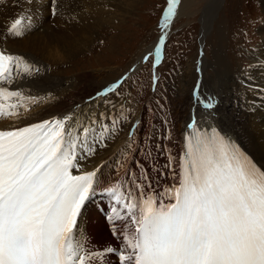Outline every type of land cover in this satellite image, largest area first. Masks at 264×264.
Wrapping results in <instances>:
<instances>
[{
	"label": "snow or ice",
	"instance_id": "obj_1",
	"mask_svg": "<svg viewBox=\"0 0 264 264\" xmlns=\"http://www.w3.org/2000/svg\"><path fill=\"white\" fill-rule=\"evenodd\" d=\"M179 4L167 0L164 27ZM25 19H15L8 33L23 35ZM23 60L0 51V85L13 83ZM30 68L24 62L23 71ZM13 97L36 102L0 86V101ZM21 106L27 113V104L0 102V117L19 119ZM206 107H213L211 98ZM114 131L83 126L71 114L0 129V264H96L106 253L118 254L120 264H264V170L219 134L186 137L179 173L171 155L165 165L178 182L160 192L145 191L147 175L134 187L118 182L105 189L116 201L109 219L121 244L89 250L78 217L96 190L99 169L83 171L80 162Z\"/></svg>",
	"mask_w": 264,
	"mask_h": 264
},
{
	"label": "rangeland",
	"instance_id": "obj_2",
	"mask_svg": "<svg viewBox=\"0 0 264 264\" xmlns=\"http://www.w3.org/2000/svg\"><path fill=\"white\" fill-rule=\"evenodd\" d=\"M65 1L69 3L70 6H73L78 0ZM182 1L184 2V0ZM182 1L180 0L176 14L172 17V20H175L173 21L171 32H168L169 30L167 28L165 29V31L167 30L168 32L165 55L161 64L157 67V70H155L156 68H154V65L151 63L150 55L147 60L144 59L143 63L142 61L145 52L147 50L150 51L151 45L154 44L153 42L160 34L157 28H161L162 18L160 12L161 9L167 5L166 0H133L130 1L129 5H127L129 2L127 0H117L119 6L117 10L112 11L106 16L101 15L95 18L96 26L93 32L86 29L84 24L76 16V9H78L82 15L94 14L97 9L102 7L109 9V6L105 5V0L104 2L100 0H80L76 8L65 7L61 10H59L57 6V4L61 2L55 1L57 9L56 15H52L51 6V10H48L50 11L48 13L49 16L44 22L51 31L45 34L47 36L46 40L48 41L52 36L56 35L57 29L60 28L63 38L66 40L70 38L69 36H76L73 47L78 48V50L75 51L77 52L76 54L67 57L66 62L62 61L61 64L58 63L56 65L52 63V67H49L48 64L46 65V63H43V70H40V65L37 73H42L43 71L45 73L51 72L56 74V72L58 73L62 70V72L64 71V73H62L63 77L66 76L65 78H67L66 81L79 82L81 87L92 89L96 84L100 87L101 83L97 81L104 76L113 78V81H111L112 83L120 79V76L124 73L133 71L122 83H126L128 93L129 90L132 89L139 93L142 96L141 100L151 95L152 90L150 88L151 83L149 84V77L155 73L159 77L158 82L161 81V83L156 90L159 100L158 102L157 100H152V106L157 113L156 117H159V121L161 122V126L158 127L157 132V139L160 140V135L167 131V127L178 128L179 124H177L176 121L184 116L181 103L184 104V101H186L184 96L186 95L185 91L187 87L185 86L190 82V78L192 77L191 71L198 67L199 62L204 56L202 54L198 59L195 68V62L201 47L199 41L200 33L201 38L204 39V57L207 59L205 60L207 66L204 70V74L208 79L212 77L213 81L218 80L216 78L214 80L213 76L217 75V71L219 70L221 71L220 73H226V71L230 72L231 76L234 72L240 73L249 65L250 61H252L250 64L255 63V61L258 62L255 60V55L262 59L261 54H263L264 51V34L262 33L264 29V0H222L220 2V7L214 12L211 26L206 30V34L204 35L205 38L202 35L204 26L203 18L210 0H191V2L183 8L181 7ZM214 3H216V1ZM13 4H15V0H3L0 3V22L5 21V24L2 26L4 31H7L10 20L14 21L17 19L16 15L19 13V6ZM215 7L216 6H212L211 10L213 11ZM105 19L109 22L108 24H104ZM258 47H260V49ZM65 53L67 55L69 54L67 50H65ZM139 60H141L142 65ZM50 62L52 61L50 60ZM32 73L33 72H31V74ZM135 73L139 76L141 88H139V86L133 87L134 83L131 81V78ZM136 83L139 84L138 79H136ZM232 83H230L226 89L228 92H226L225 96L227 102L233 99L236 101L237 99H243L241 92L240 96L234 95V92L242 88L237 89L239 84L236 81L233 80ZM203 84L204 83H202L201 86L202 88H204ZM63 85H66V83ZM63 85L60 88H64ZM194 87L195 86L192 85L191 88L193 89ZM191 91L193 90L188 89L187 92L190 94ZM80 92V90L76 91L71 89L69 91L70 94H66V98L69 100H76L77 94ZM120 92L125 94L126 89ZM132 92L134 93V91ZM137 93L134 94L135 97L140 98V95ZM22 94L24 97H27L24 93ZM70 95L71 98H69ZM94 95L95 94H93V96ZM113 96L111 104L119 103V105H121L123 103L125 108L132 107V104L128 105V103L126 104V102H123L122 99L126 97H120L117 96V94ZM98 98L103 100L101 97H97L95 100L100 101ZM89 99L90 98H88V100ZM88 100L86 99L87 102H91V100ZM98 101H94V104ZM160 102L165 104L166 107L162 108ZM98 103L97 105L99 107L102 106L101 101ZM106 103L107 101H104L103 105L105 106ZM47 104L48 102H46V100L44 102L39 101V104L35 105L29 111V115H31V113L39 114L50 109ZM135 104L136 109H139L141 104ZM50 105L52 108L55 107L53 104ZM115 106L113 105V107ZM163 109H167V111L163 112L162 116L160 113ZM123 114V110L118 106L112 113L106 114V119L101 122L107 124L110 129L114 128L117 132L122 131L124 139L125 136H127L125 130L130 127L128 123L130 122L132 114H129L124 121L122 118ZM115 119L117 121H114ZM134 121H136V118L133 122ZM150 126L151 125H148L147 128L150 129ZM172 128L165 139H168ZM149 129H146V132H148ZM143 130L144 127H141L140 131ZM112 140L113 137L110 142H112ZM163 140L164 139L161 140V148ZM136 142L139 144L133 151L136 153L141 152V156H143L142 151L145 149V147L142 146L143 142L141 140H136ZM126 143H128V140ZM106 146H108V144H106ZM122 149H124V146L116 149L115 153L113 151L107 152L105 157L106 161H108L107 165H110L111 168L117 162L119 158L118 154L121 153ZM158 152L159 151L154 150L153 155H157ZM162 166L163 163H161L159 172L154 176L155 179L161 176L160 173L167 174L163 171ZM107 172V170H104V175H107ZM167 172L171 171L168 169ZM163 187L164 186H162L161 190H163ZM100 225H102V221L97 222L95 225L98 231L96 236V241L98 243H102L100 242L102 236H109L106 230V224L103 228H100Z\"/></svg>",
	"mask_w": 264,
	"mask_h": 264
},
{
	"label": "bare ground",
	"instance_id": "obj_3",
	"mask_svg": "<svg viewBox=\"0 0 264 264\" xmlns=\"http://www.w3.org/2000/svg\"><path fill=\"white\" fill-rule=\"evenodd\" d=\"M55 1L61 2L60 4H57L59 10L64 9L65 7L76 8L80 2V0H78L76 4L70 6V4L67 3L65 0ZM100 1L104 2V0ZM127 1H129L127 3V5H129L130 1L133 0ZM215 1L216 3H214ZM221 1L222 0H210L208 2L206 7L207 11L205 10L206 13L203 18V37L206 34V30L211 26L214 12L220 7ZM20 2L22 3L21 0H19V4ZM190 2L191 0H184V2L181 3V7H186V5ZM105 5L109 6V9L102 7L100 9H97L96 13L88 15H82L78 11V9H76V16L84 24L86 29H88L90 32H93L96 26L95 18L97 16H106L112 11L117 10V8L119 7L117 0H105ZM22 6L24 5L22 4ZM51 6L52 0H34L32 4L24 6L28 11L37 13L36 16L38 19L36 27L39 25L40 26L37 29L35 27L33 30H30L29 27H26V29L30 30V32L26 33L20 38H14L9 33H7V31H4L2 26L5 24V21L0 22V46H2L8 54L21 56L24 58V60L21 62L20 69L24 68V62H27V64L31 65L30 69L35 70L36 68H39V64L43 66V63H46V65L48 64L49 67L52 65V63H55L56 65L58 63L61 64L62 61L66 62L67 57L73 56L77 53L75 51H77L78 48L73 47V44L76 41V36H69L70 38L66 40L65 38H63L60 28L57 29L56 35L52 36V38H50L48 41L46 40L47 36L45 34H48L51 31L44 22L45 19H47L49 16L48 13L50 11L48 10H51ZM212 6H216L213 11L211 10ZM16 17L21 18L26 16L22 12H19ZM26 18L27 19L23 20L22 23L28 26L31 25V18ZM108 23L109 22L107 21V19H105L104 24ZM164 33L167 38V30ZM262 33L264 34V29ZM155 49L156 45L154 43L151 45L150 51L156 52ZM65 50L68 51V55L65 53ZM261 56L264 60V51ZM50 60L52 62H50ZM205 60L207 59L203 56V58L199 62L198 67L195 70L191 71L192 77L190 76V82H188L187 86H185L187 87V90L185 88L186 95L184 96V98H186V101H184V104L181 103V107H183L182 113H184V116L180 117L179 120L177 119V121L175 120L177 124H179L178 128H172L168 139L163 138V159L161 160L163 163L162 169L167 174L164 178L159 176L156 179V191L161 190L162 186L172 185L178 182L177 179L173 178L171 172H167L168 168H165V165L168 164V157L169 155H171L175 160L172 165V169H175L178 173V162L180 154L179 152L184 139L189 135L190 130L187 128V124L190 121L191 115L195 111L194 99L197 95H193V93L204 92L207 94V99L211 98V101L213 103V107L209 108L208 110L201 111L199 117L193 114L195 119V125L200 128L206 129L212 127L218 128L230 138L238 141L243 147V149L251 155V157L260 165V167L264 168V99L261 98L262 93L256 96V94L259 92L258 89L256 93H254L253 90L246 89L248 94H246L245 97L243 95V99H240L238 101L233 100L232 103L229 104V102L226 101L225 96L227 92V86H229L230 83H232V81L234 80L233 75L231 76L230 72L227 71L226 73H220L221 71L219 70L217 71L218 74L213 76L214 80L215 78L218 79L217 81H213L212 77H210L209 79L208 77L206 78L204 74V70L207 66ZM139 62L142 65L144 61H142L141 63V60H139ZM157 67L158 65L155 66V70L158 69ZM62 73H64V71L62 72V70L58 73L56 72V74H53L51 72L45 73L42 71V73L33 72L32 74L30 73L29 76H26L25 73L20 72V76L15 78L11 85H0L7 86L12 91L19 90L21 93H24L27 97L36 98L35 103H32L31 101L29 102V110L27 113L24 112V109L22 110V106L19 108V111L21 113L19 119L0 117V127L5 128L18 124L30 123L36 120L42 121L45 119H51L53 117L62 118L65 115L71 114L75 118V120L78 121L81 125L97 129L96 122L93 123V121L97 119L98 123L99 120L103 117V115L98 114L96 112V109L94 108V106H92L94 104V102H92L93 100L91 102H87L86 99H91L93 94L97 95V93H101L102 90L100 89L106 86L107 84H110L111 81H113V78H109L110 76H104L97 81L101 83L100 87L98 84H96V86H94L92 89H87L81 87L79 82L66 81L67 78H65L66 76L63 77ZM244 77L248 81H250V84H252L251 82H253L254 78H258V86L264 87V68L262 65L255 64L253 67H251L250 72H247ZM157 78L158 77H155V83L158 81ZM65 83L66 85H63ZM202 83H204V88L201 87ZM191 84L195 86L193 89L191 88ZM62 85L64 86V88H60ZM71 89L81 91L79 94H77V97L75 96L76 100H69L66 98V94H70L69 91ZM188 89H191L193 91H191V93L189 94V92H187ZM204 90L208 92H205ZM100 97L101 99H104L103 96ZM69 98H71V95ZM98 99L100 100V98ZM45 100L46 102H48L47 105L48 107H50V109L45 110L39 114L31 113V115H29V111L35 105L39 104V101L44 102ZM0 102L6 104L8 103V101ZM9 102H12V98L9 100ZM50 104L55 105V107L52 108ZM139 119L141 122L140 128L144 127V130L139 131L137 133L138 139L143 136V133L146 132V129H149L147 128V126L151 125L154 121L150 106L148 104L145 105L143 111H141L139 118L137 116L136 121H139ZM129 128L130 127H128V129ZM123 137L124 136L118 138L114 135L112 142H109L108 146L105 145L101 147L99 143L96 144L95 153L90 154L86 160H82L80 162L82 165V170L99 169V171L97 172V176L99 177V179H102L103 176H105L104 170L110 171L111 169V166L107 165L108 161H106L105 156L107 152L113 151L115 153L116 149L122 148L123 146L124 148L126 147L127 143H124ZM125 138H127V136H125ZM157 155H153V159L155 162H159ZM160 167L161 165L159 166V168ZM156 170L157 168L155 169L154 166H151L149 168V171L147 173L150 176L148 177L150 182L153 176L155 175ZM169 171H171V169H169ZM99 221H102V225H100V228H103L106 223L103 221L102 218L100 220L99 214L95 211L93 207H89L83 219V226L85 230L84 235L86 241L88 242L87 245L89 247L105 246V244L98 243L96 241L98 231L96 230L95 225Z\"/></svg>",
	"mask_w": 264,
	"mask_h": 264
},
{
	"label": "trees",
	"instance_id": "obj_4",
	"mask_svg": "<svg viewBox=\"0 0 264 264\" xmlns=\"http://www.w3.org/2000/svg\"><path fill=\"white\" fill-rule=\"evenodd\" d=\"M153 175V174H152Z\"/></svg>",
	"mask_w": 264,
	"mask_h": 264
}]
</instances>
